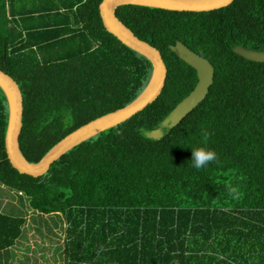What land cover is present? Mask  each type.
Here are the masks:
<instances>
[{"label": "trees", "instance_id": "16d2710c", "mask_svg": "<svg viewBox=\"0 0 264 264\" xmlns=\"http://www.w3.org/2000/svg\"><path fill=\"white\" fill-rule=\"evenodd\" d=\"M102 2L0 0V69L22 91L20 146L31 163L132 103L151 78L150 61L106 30ZM116 14L161 52L168 75L159 98L33 177L8 159L0 88V185L63 221V264H264V63L234 50L264 52V0L209 12L128 5ZM177 43L210 61L214 83L156 139L150 134L199 81L173 51ZM199 148L216 160L197 170L191 157ZM27 224L0 209V264H12Z\"/></svg>", "mask_w": 264, "mask_h": 264}, {"label": "water", "instance_id": "95a60500", "mask_svg": "<svg viewBox=\"0 0 264 264\" xmlns=\"http://www.w3.org/2000/svg\"><path fill=\"white\" fill-rule=\"evenodd\" d=\"M235 0H103L100 14L108 32L124 45L147 58L152 64L151 78L143 92L129 105L115 112L101 116L59 141L38 163L29 162L23 155L20 136L23 128L24 100L18 83L0 69V88L4 92L9 108V120L6 132V151L12 166L22 174L40 177L48 173L51 166L66 153L99 134L114 128L153 104L164 90L168 69L161 52L149 43L138 38L117 16L116 10L122 6H142L177 12H209L231 5ZM173 51L198 74V84L164 121L162 128L177 126L192 112L209 93L214 83L215 69L209 60L196 54L182 43H177ZM235 52L251 61L264 63V52L237 46ZM161 128V129H162ZM160 130V129H159ZM150 136L161 138L159 132Z\"/></svg>", "mask_w": 264, "mask_h": 264}, {"label": "rangeland", "instance_id": "374dc122", "mask_svg": "<svg viewBox=\"0 0 264 264\" xmlns=\"http://www.w3.org/2000/svg\"><path fill=\"white\" fill-rule=\"evenodd\" d=\"M0 209L7 215L28 219L24 237L14 252L12 264H63L57 249L65 240V225L58 216H40L19 194L0 185ZM62 225V227H61Z\"/></svg>", "mask_w": 264, "mask_h": 264}, {"label": "clouds", "instance_id": "9594fccd", "mask_svg": "<svg viewBox=\"0 0 264 264\" xmlns=\"http://www.w3.org/2000/svg\"><path fill=\"white\" fill-rule=\"evenodd\" d=\"M157 132H159L160 136H162L165 132V129H160ZM216 160V153L212 150H208L205 148H199L192 150V166L199 170L203 167H205L209 162Z\"/></svg>", "mask_w": 264, "mask_h": 264}]
</instances>
